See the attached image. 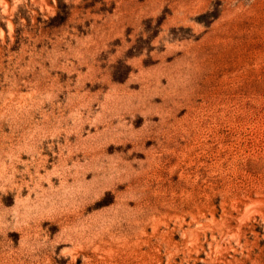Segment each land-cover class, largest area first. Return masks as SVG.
Segmentation results:
<instances>
[{
    "label": "rangeland",
    "instance_id": "1",
    "mask_svg": "<svg viewBox=\"0 0 264 264\" xmlns=\"http://www.w3.org/2000/svg\"><path fill=\"white\" fill-rule=\"evenodd\" d=\"M0 264H264V0H0Z\"/></svg>",
    "mask_w": 264,
    "mask_h": 264
}]
</instances>
